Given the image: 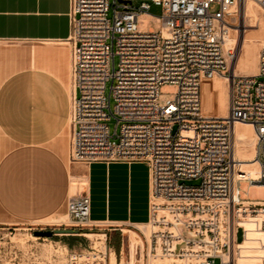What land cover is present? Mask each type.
Segmentation results:
<instances>
[{
	"label": "built area",
	"instance_id": "obj_1",
	"mask_svg": "<svg viewBox=\"0 0 264 264\" xmlns=\"http://www.w3.org/2000/svg\"><path fill=\"white\" fill-rule=\"evenodd\" d=\"M148 1L162 12L156 30L140 32L138 16H151ZM241 1L70 0L68 160L146 163L150 232L138 230L141 245L133 256L128 245L125 261L123 245L117 256L104 234L100 245L67 253L63 264H264V201L242 199L239 190L241 182L264 186V48L254 75H235L226 46ZM253 1L264 8V0ZM216 75L229 82L225 118L201 116V81ZM163 86L175 91L160 104ZM241 123L255 137L254 176L234 154ZM66 211L74 228L100 225L89 221L85 192L70 196ZM250 232L261 237L247 246ZM29 259L38 263L32 250Z\"/></svg>",
	"mask_w": 264,
	"mask_h": 264
},
{
	"label": "crops",
	"instance_id": "obj_2",
	"mask_svg": "<svg viewBox=\"0 0 264 264\" xmlns=\"http://www.w3.org/2000/svg\"><path fill=\"white\" fill-rule=\"evenodd\" d=\"M69 10L70 0H0V225L54 218L75 182L90 222L137 230L149 219L146 163L92 162L69 176Z\"/></svg>",
	"mask_w": 264,
	"mask_h": 264
},
{
	"label": "rangeland",
	"instance_id": "obj_3",
	"mask_svg": "<svg viewBox=\"0 0 264 264\" xmlns=\"http://www.w3.org/2000/svg\"><path fill=\"white\" fill-rule=\"evenodd\" d=\"M249 3L250 13L242 17V11L239 7L240 17L238 22L234 23L230 27L228 38L234 39L236 35L237 41L236 45H228L233 50V59L231 62L237 60L238 50L242 43V38L252 37L254 51L251 55V65L248 68L243 67V65L237 64V75H254L257 70L258 64V54L262 48H264V11L260 10L256 4L247 0ZM149 5L148 13L151 16L145 14H140L138 16L137 30L140 32H147L150 28L153 30L157 29V23L155 22V17L161 15L162 9L160 6H157L151 2H147ZM241 4V3H240ZM140 1H134L133 6L138 7ZM111 14H108L110 17ZM239 24L240 28L237 27ZM241 29V32L240 30ZM235 30L238 31L235 32ZM241 37V38H240ZM247 44V42H245ZM116 61V59H115ZM229 63V67L230 64ZM221 74H227L226 70H222ZM174 88L171 86H163L160 89L159 103L164 104L171 95L174 93ZM110 131H113L115 121L111 120L107 123ZM177 126L174 125L173 131L175 132ZM68 134V132H67ZM254 146V141H253ZM69 150V148H68ZM68 150L66 152V164L69 169V176H75L80 178L83 175V164H71L68 160ZM70 179V177H69ZM187 185H196L197 181H185ZM77 185L73 186L70 194L67 195V198L73 196L81 191H77ZM240 196L242 199L250 201H264V186H249L245 182L239 184ZM65 199L61 209L56 213L54 218L47 220L43 223H21L18 224H8L0 225V264H33L31 259H29V252L32 250L37 257V264H63L65 262V257L67 253L73 250L86 249L89 246H98L99 240L102 242L104 240L100 237H87L83 236L85 233H100L106 234V247L110 248L118 256L121 245H123V261L126 260L127 248L129 245V238L126 233L122 231H110L111 227L106 224H100L97 227L89 229H78L74 228L73 221L67 214L66 211V202ZM61 220H60V219ZM54 219V220H53ZM63 220V221H62ZM50 223V224H49ZM7 228H12V230H7ZM55 230V229H66V230H76L78 234H58L52 238H39L33 235L35 230ZM123 229V228H122ZM126 229V228H125ZM132 230V229H129ZM140 230L144 235L149 234L150 227L146 226L144 228H139L137 230H132L137 233L138 236L135 237L136 245H141V239L139 236ZM9 232L12 234L9 235ZM179 232L184 239H188V235L185 229L181 226L179 227ZM146 236V237H147ZM239 239V236H238ZM134 246V248H135ZM134 258V257H133ZM132 258V259H133Z\"/></svg>",
	"mask_w": 264,
	"mask_h": 264
},
{
	"label": "bare ground",
	"instance_id": "obj_4",
	"mask_svg": "<svg viewBox=\"0 0 264 264\" xmlns=\"http://www.w3.org/2000/svg\"><path fill=\"white\" fill-rule=\"evenodd\" d=\"M252 3L258 4L253 1L249 0ZM247 0L241 1L240 3V10L242 11V17L248 13L249 10V3ZM258 8L264 11V8L258 6ZM238 22V21H237ZM234 25V24H233ZM237 27L240 28L239 24ZM241 32V29H239ZM235 32L238 33L237 30ZM238 35L235 36L234 39H230L227 37L226 46L228 45H236V39ZM241 38V37H240ZM254 40V39H253ZM252 37H243L241 46L238 50L237 60L231 62L230 64V71L233 72L235 75L238 74L237 72V64L243 65V67L248 68L253 61H251V55L254 51V47L252 46L253 43ZM247 42V44H245ZM228 93H229V82L225 76H213L212 78L203 79L201 81V116L210 117V118H225L228 113ZM234 154L235 157L239 160L241 165V170L245 172V174L254 176L257 172V164L253 162L255 150L253 146V141L255 145V137L252 131V128L248 124H235L234 130ZM72 185H77L75 182H72ZM60 219V218H59ZM54 220V219H53ZM61 220V219H60ZM47 221V220H46ZM63 221V220H62ZM50 224V223H49ZM148 226L145 225H137L136 227L144 228ZM122 232L126 233L129 238V249L131 256H133L134 246L136 243L135 237L137 234L132 230H123ZM83 236L87 237H100L103 238L104 235L100 233H85ZM147 236V235H145ZM257 237H261V234L250 232L248 234V241L244 244L247 246L254 245L253 240ZM100 245V244H99ZM264 253V252H260ZM111 262L115 261L114 254L110 256Z\"/></svg>",
	"mask_w": 264,
	"mask_h": 264
},
{
	"label": "water",
	"instance_id": "obj_5",
	"mask_svg": "<svg viewBox=\"0 0 264 264\" xmlns=\"http://www.w3.org/2000/svg\"><path fill=\"white\" fill-rule=\"evenodd\" d=\"M76 230H66V229H55V230H35L33 235L39 238H52L58 234H78Z\"/></svg>",
	"mask_w": 264,
	"mask_h": 264
}]
</instances>
